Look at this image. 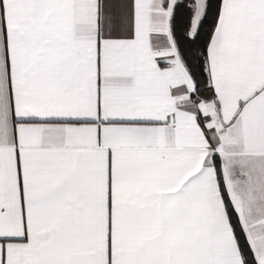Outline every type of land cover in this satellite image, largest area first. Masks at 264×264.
<instances>
[{
    "label": "snow or ice",
    "instance_id": "6c2138e0",
    "mask_svg": "<svg viewBox=\"0 0 264 264\" xmlns=\"http://www.w3.org/2000/svg\"><path fill=\"white\" fill-rule=\"evenodd\" d=\"M0 264H264V0H0Z\"/></svg>",
    "mask_w": 264,
    "mask_h": 264
}]
</instances>
